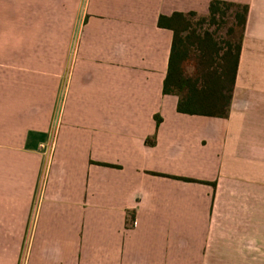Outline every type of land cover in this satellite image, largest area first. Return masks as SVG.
Masks as SVG:
<instances>
[{"label": "crops", "instance_id": "0c3cea01", "mask_svg": "<svg viewBox=\"0 0 264 264\" xmlns=\"http://www.w3.org/2000/svg\"><path fill=\"white\" fill-rule=\"evenodd\" d=\"M57 1L49 43L3 5L30 68L0 77V264H264V0H226L250 5L228 118L164 92L160 16L213 0H85L78 35L82 0Z\"/></svg>", "mask_w": 264, "mask_h": 264}, {"label": "trees", "instance_id": "16d2710c", "mask_svg": "<svg viewBox=\"0 0 264 264\" xmlns=\"http://www.w3.org/2000/svg\"><path fill=\"white\" fill-rule=\"evenodd\" d=\"M249 14V4L213 0L206 15L160 16L159 26L175 34L164 92L179 96V112L230 116Z\"/></svg>", "mask_w": 264, "mask_h": 264}, {"label": "rangeland", "instance_id": "374dc122", "mask_svg": "<svg viewBox=\"0 0 264 264\" xmlns=\"http://www.w3.org/2000/svg\"><path fill=\"white\" fill-rule=\"evenodd\" d=\"M28 2V3H26ZM32 2V5H30ZM58 1L57 0H45V5H44V11H42L43 14V18L38 17L36 14V10H35V3L34 0H0V74H1V78L3 73H7V75L10 74V72H15V71H19V67L22 66L21 64V60L19 58V53L18 54H10V48H7V59L6 62L3 59L4 56V48H3V41L5 39V34L11 30L12 27H15V30L12 31L13 33L15 32V34L17 35V37H19V34L21 32L20 27H18L19 25H15V26H10L8 25L5 21H2V17H4V13L7 14V16L9 15L7 13V10L4 11L3 9V5L5 4L6 6L8 5V3H14L17 7H24V6H28V8H31V10H29V12L27 13V17H25L23 19V24L25 26H28V32H30L31 34L34 35L35 31H39L38 33L40 34L39 38H37V40H40L44 43V41H47L46 43H49V41H53V37L57 36V33H54L53 29V25L60 23V24H67L68 21V15L64 13L65 16L61 15L58 16L59 21L57 20V15H54L53 17L48 16L49 12H50V8L54 5H56ZM85 0L81 1L80 4V9L77 12V15L75 16L76 18V27H77V35H78V30H79V26L82 24V15L84 13V8H85ZM4 5V6H5ZM41 12V11H40ZM2 13V14H1ZM9 18V21L11 24H15L17 22H13L12 20H16L14 18ZM39 20V21H36ZM20 21V19H19ZM42 23V24H41ZM40 25L41 27H44L43 30L40 29ZM42 31V32H41ZM42 34V37H41ZM10 41H14L15 38L14 36L10 37ZM9 39V36H8ZM40 50V48H39ZM36 52L33 54V56H35ZM15 57V59L13 58ZM24 62L23 67L25 68H30V63L29 60H22ZM15 67V68H12ZM14 82V81H12ZM60 103H62V101H60ZM52 135V133H51ZM44 145V146H42ZM53 146V141L49 140V141H44L40 144V152L43 154V156L45 157L46 161L48 160L49 155L51 154V149ZM1 151L3 152V148H0V171L6 167L7 165L5 164V161L3 159V157L1 156ZM7 163H9V161H6Z\"/></svg>", "mask_w": 264, "mask_h": 264}, {"label": "built area", "instance_id": "2783aa9c", "mask_svg": "<svg viewBox=\"0 0 264 264\" xmlns=\"http://www.w3.org/2000/svg\"><path fill=\"white\" fill-rule=\"evenodd\" d=\"M42 146H44V145H42Z\"/></svg>", "mask_w": 264, "mask_h": 264}]
</instances>
